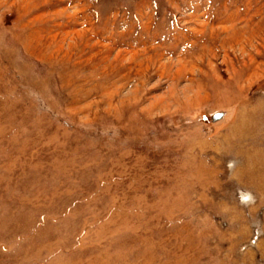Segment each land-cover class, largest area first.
Masks as SVG:
<instances>
[{"label":"rangeland","instance_id":"374dc122","mask_svg":"<svg viewBox=\"0 0 264 264\" xmlns=\"http://www.w3.org/2000/svg\"><path fill=\"white\" fill-rule=\"evenodd\" d=\"M0 264H264V0H0Z\"/></svg>","mask_w":264,"mask_h":264},{"label":"water","instance_id":"95a60500","mask_svg":"<svg viewBox=\"0 0 264 264\" xmlns=\"http://www.w3.org/2000/svg\"><path fill=\"white\" fill-rule=\"evenodd\" d=\"M223 116H224L223 114H215V115L213 116V120H214V122H217V121L221 120V118H222Z\"/></svg>","mask_w":264,"mask_h":264}]
</instances>
